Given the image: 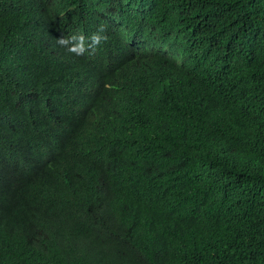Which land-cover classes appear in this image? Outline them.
Listing matches in <instances>:
<instances>
[{"label":"trees","instance_id":"1","mask_svg":"<svg viewBox=\"0 0 264 264\" xmlns=\"http://www.w3.org/2000/svg\"><path fill=\"white\" fill-rule=\"evenodd\" d=\"M70 2L0 0V264H264V0Z\"/></svg>","mask_w":264,"mask_h":264},{"label":"clouds","instance_id":"2","mask_svg":"<svg viewBox=\"0 0 264 264\" xmlns=\"http://www.w3.org/2000/svg\"><path fill=\"white\" fill-rule=\"evenodd\" d=\"M83 3H84L83 0H71L70 3H66L64 5V8H60L58 10V13H66V12L70 13L73 12L74 10H78V9L80 10ZM96 29H97L96 32L91 33V31H94ZM91 31L86 30L67 37L62 36L56 39V43L57 45L63 47L68 53L75 55L77 57L79 56L86 57L88 61L93 60L94 55L102 47H105L107 49V46H109V48L113 50H117L120 47H123L124 45H129V46H133L134 48L135 31H131L129 29L123 30L119 34L117 39L111 42L106 41L107 36L103 35V33L106 31L105 25L101 24L98 26V28L91 29ZM133 111H135V108L126 109L120 112L118 116V122H122L126 118L130 117ZM84 153L90 164H93L95 168H115L114 166L111 167L105 165L103 163V158L95 156L93 151L90 150L89 148H87ZM123 161L125 160H121L116 167L118 168L123 166V168L116 174V177L119 178V181L115 183V187L117 189L130 188V185L134 181L136 182L141 181L140 176L142 174H139L138 170L135 169V167L138 166V163L131 161L129 163L123 164ZM104 188L105 187H99L96 189L97 191H103Z\"/></svg>","mask_w":264,"mask_h":264}]
</instances>
